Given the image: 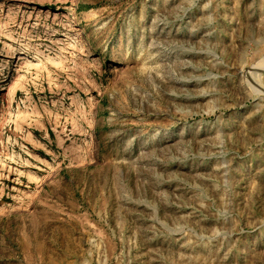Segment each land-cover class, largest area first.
Segmentation results:
<instances>
[{"label":"rangeland","instance_id":"obj_1","mask_svg":"<svg viewBox=\"0 0 264 264\" xmlns=\"http://www.w3.org/2000/svg\"><path fill=\"white\" fill-rule=\"evenodd\" d=\"M0 264H264V0H0Z\"/></svg>","mask_w":264,"mask_h":264}]
</instances>
